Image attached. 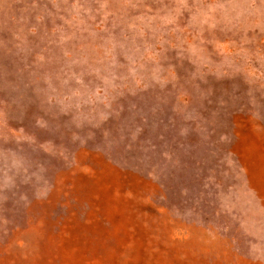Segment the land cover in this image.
Wrapping results in <instances>:
<instances>
[{
	"label": "rangeland",
	"instance_id": "rangeland-1",
	"mask_svg": "<svg viewBox=\"0 0 264 264\" xmlns=\"http://www.w3.org/2000/svg\"><path fill=\"white\" fill-rule=\"evenodd\" d=\"M0 264H264V0H0Z\"/></svg>",
	"mask_w": 264,
	"mask_h": 264
}]
</instances>
